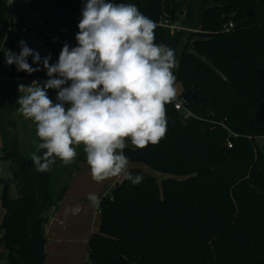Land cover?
Returning a JSON list of instances; mask_svg holds the SVG:
<instances>
[{"label":"trees","instance_id":"1","mask_svg":"<svg viewBox=\"0 0 264 264\" xmlns=\"http://www.w3.org/2000/svg\"><path fill=\"white\" fill-rule=\"evenodd\" d=\"M45 19L44 2L30 0ZM83 7L86 0H65ZM200 32L192 34L173 74L184 93L205 101L166 104L167 131L157 144L126 147L130 162L171 175L161 183L135 169L143 182L123 179L99 206L101 226L89 242V264H264V0H209ZM135 4L156 24L179 21L175 0H108ZM251 10L250 15H248ZM9 0H0V49L19 53ZM233 22L234 27L225 29ZM155 42L167 45L157 24ZM41 57L47 55L40 54ZM58 58L51 54L50 63ZM32 67V58H28ZM0 55V108L8 106ZM42 67V65H40ZM10 78L44 79L8 65ZM232 147L228 146L229 142ZM0 224L8 264H45V239L30 234L37 202L15 197L0 179ZM48 197L58 203L66 184Z\"/></svg>","mask_w":264,"mask_h":264},{"label":"clouds","instance_id":"2","mask_svg":"<svg viewBox=\"0 0 264 264\" xmlns=\"http://www.w3.org/2000/svg\"><path fill=\"white\" fill-rule=\"evenodd\" d=\"M77 27V46L65 43L56 63H50V53L42 58L24 40L19 53L4 51L5 63L15 64L17 71L44 70L48 77L18 84L17 111L35 124L37 151L46 150L31 159L37 171L49 172L57 158L73 163L76 146L83 145L94 181L123 177L139 185L143 176L129 171L126 140L143 149L165 137V105L176 98L175 51L155 42L156 22L135 4L86 0ZM50 89L56 90L55 102ZM87 199L99 207L102 198L90 193ZM81 211L79 205L65 210Z\"/></svg>","mask_w":264,"mask_h":264},{"label":"crops","instance_id":"3","mask_svg":"<svg viewBox=\"0 0 264 264\" xmlns=\"http://www.w3.org/2000/svg\"><path fill=\"white\" fill-rule=\"evenodd\" d=\"M14 4H17L16 0L10 4L11 10ZM44 9L46 15V18L42 19L44 27L38 29L39 36L43 39L40 44L58 58L65 43H68L70 47L77 46L75 37L79 31L77 25L81 19L82 8L65 0H46ZM205 10L202 12L201 21ZM180 15L183 16V13ZM177 23L164 29L167 46L174 49L179 64L190 36L200 32V28L180 26ZM14 25L20 27L19 23L14 22ZM3 80L8 106L0 108V160L6 163L3 164L4 169L0 166L1 178L10 181L11 193L15 197L36 200V210L29 222V230L32 237L45 239V264H89V242L91 236L100 230L101 212L99 207H93L90 204L87 197L90 193H95L102 199L111 195L117 185L123 181V177L109 178L100 183L94 181L85 153L84 151L80 153L81 145L76 146L78 154L73 163L65 165L57 158L51 171H37L31 159L32 154L42 155L46 150L37 151V144L40 141L36 136V126L32 120L18 113L19 105L16 103L21 95L18 84L30 85V80L10 78L7 72L3 75ZM48 95L55 102L56 90H48ZM126 144L129 148H135L130 139L126 140ZM135 169L155 177L159 183L172 177L154 171L143 163L130 162L129 171ZM51 177L52 188L57 191L66 184L58 203H54L48 197ZM76 205L82 209L79 214L72 215L70 212L66 214V209ZM4 214L3 209V216ZM1 235L0 231V237ZM3 244L0 240L1 248ZM4 250L7 252L6 248ZM6 257L8 264L7 253Z\"/></svg>","mask_w":264,"mask_h":264},{"label":"rangeland","instance_id":"4","mask_svg":"<svg viewBox=\"0 0 264 264\" xmlns=\"http://www.w3.org/2000/svg\"><path fill=\"white\" fill-rule=\"evenodd\" d=\"M17 4L12 6V18L14 19L15 24L19 23L20 27H25L28 29L27 32L19 31L15 33L18 38V41L24 40L28 47L33 49L34 51H38L40 54H48L49 51L40 44V41L43 39L39 36V27L43 26V21L40 17V12L31 6L30 0H16ZM213 3L208 0H175V7L177 13L180 15L183 13V16L180 15V20L177 24L180 26H190L193 28H201V15L204 9L212 6ZM185 16V17H184ZM36 23V25H34ZM44 27V26H43ZM7 48L4 47L0 50L1 60L3 62V73L6 74L8 65L5 63L4 51ZM176 88V98L175 100H179L181 94L183 93V87L179 82H175ZM256 141L264 147V137H257ZM81 152H83V145H81ZM83 155V154H82ZM6 163H2L0 160V166L4 169ZM56 170V169H55ZM52 174H54L52 172ZM54 176V175H52ZM1 178V173H0ZM7 178V177H5ZM3 192V184L0 182V196ZM3 217V209L0 202V223ZM3 248L0 247V264H7L6 252Z\"/></svg>","mask_w":264,"mask_h":264},{"label":"built area","instance_id":"5","mask_svg":"<svg viewBox=\"0 0 264 264\" xmlns=\"http://www.w3.org/2000/svg\"><path fill=\"white\" fill-rule=\"evenodd\" d=\"M12 1L13 0H9V5L12 3ZM159 26H161V27H164V28H166V27H168V26H170V25H172V23L169 21V19H167V18H161L160 19V21L157 23ZM232 27H234V24H233V22H230L229 24H227V25H225V29H230V28H232ZM23 31V32H27L28 31V29L27 28H25V27H19L18 25H13L11 28H10V31L11 32H13V33H16V32H18V31ZM42 43V42H41ZM33 80H39V81H41V82H43V81H45V80H47V78H44V79H33ZM33 80H30V84H31V82L33 81ZM184 99H182V100H175V108L177 109V110H180V111H183L184 110ZM228 146L229 147H232L233 146V143L230 141L229 143H228Z\"/></svg>","mask_w":264,"mask_h":264},{"label":"water","instance_id":"6","mask_svg":"<svg viewBox=\"0 0 264 264\" xmlns=\"http://www.w3.org/2000/svg\"><path fill=\"white\" fill-rule=\"evenodd\" d=\"M251 10L249 11L248 15H250ZM184 101H205L207 100V98H205L204 96H199L197 93H194L193 90L189 89L184 93V97H183Z\"/></svg>","mask_w":264,"mask_h":264}]
</instances>
